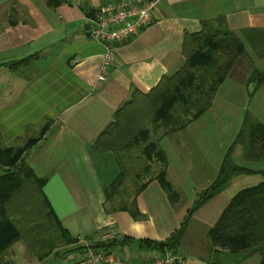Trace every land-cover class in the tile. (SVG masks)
I'll return each mask as SVG.
<instances>
[{
    "label": "crops",
    "instance_id": "crops-1",
    "mask_svg": "<svg viewBox=\"0 0 264 264\" xmlns=\"http://www.w3.org/2000/svg\"><path fill=\"white\" fill-rule=\"evenodd\" d=\"M47 1L0 2V147H21L36 139L26 150L25 161L38 177L46 178L43 192L69 234L98 242L113 226L118 240H131L118 248L124 251L122 257L133 264L146 262L157 252L140 247L137 241H163L176 230L195 193L215 179L231 146L227 147L228 140L233 143L245 113L255 119L261 117L252 108L261 87L249 97L252 86L245 85L255 67V56L239 57L219 86L208 109L219 110L211 113L213 119L199 118L184 130L160 139L159 147L167 160L166 178L176 194L173 202L151 179L152 175L143 174L142 146L116 155L96 152L94 142L113 122L117 109L131 99L134 89L147 93L163 76H171L181 68L184 34L199 32L203 21L219 17L236 34L264 29V0H160L151 26L116 47L115 62L103 82L97 81L103 48L85 38L87 17L97 6L121 0H61L54 7ZM254 45L256 49L260 46ZM34 54L38 57L20 70L6 66ZM124 117L130 118L128 112ZM191 143L199 149L196 162ZM105 166L111 172L117 166L126 172L121 193L113 197L111 204L105 202L103 190L110 182H101L97 172L105 171ZM153 166L154 172L157 166ZM237 177L190 219L178 248L183 264H217L207 233L231 199L233 194H228L227 188ZM143 183L147 185L135 198L139 212L135 220L114 204L129 201L135 188ZM77 220L80 226L76 234L72 223ZM58 253L38 260L19 241L0 255V264H61ZM244 257L224 251L217 256L225 264L260 262L258 255Z\"/></svg>",
    "mask_w": 264,
    "mask_h": 264
},
{
    "label": "trees",
    "instance_id": "trees-1",
    "mask_svg": "<svg viewBox=\"0 0 264 264\" xmlns=\"http://www.w3.org/2000/svg\"><path fill=\"white\" fill-rule=\"evenodd\" d=\"M60 2L47 1L52 7ZM259 37H264L263 31L255 38ZM251 44L256 55L264 58V45L256 49L254 42ZM181 54V68L171 76H163L147 93L142 94L134 89L131 99L117 109L113 122L94 142L96 152L111 151L116 155L125 149L142 146L143 174L152 175L151 179L159 183L172 202L176 200V194L166 178L167 160L159 147V141L168 134L184 130L211 107L217 89L239 57L245 54V46L239 36L226 27L225 19L219 17L203 21L199 32L184 34ZM37 57L34 54L6 66L11 70H20ZM263 84L264 70L253 68L245 82L247 88L253 87L248 96L252 97L253 92ZM127 112L131 119L124 117ZM35 141L34 138L28 140L21 147H0V255L21 241L38 260L58 255V252L62 259L68 249L77 243V238H73L62 226L48 202L43 192L46 178L38 177L25 161V152ZM237 145L242 147L245 161H264V123L246 112L241 129L229 147L215 179L206 189L195 193L191 207L179 227L163 241L138 240L140 247L158 254L170 251L178 255L187 225L195 212L224 191L231 179L240 175L259 174L262 178L260 183L242 189L231 197L209 229L207 237L213 251L212 258L217 264H225L217 258L221 251L231 256L244 255V258L258 255L259 264H264V170L254 171L235 164L232 153ZM154 164L157 169L153 172ZM125 178L126 172L121 171L103 188L105 202L111 204L113 197L120 195ZM146 185L143 183L136 187L129 201L114 204L117 210L126 211L136 220L139 212L135 198ZM129 242L131 240L128 238H115L90 243L95 250L114 253L115 248Z\"/></svg>",
    "mask_w": 264,
    "mask_h": 264
},
{
    "label": "built area",
    "instance_id": "built-area-1",
    "mask_svg": "<svg viewBox=\"0 0 264 264\" xmlns=\"http://www.w3.org/2000/svg\"><path fill=\"white\" fill-rule=\"evenodd\" d=\"M160 0H121L97 6L88 15L84 36L103 48L97 81L106 79L109 67L115 62V49L138 33L146 30L154 21V11ZM101 241L115 239L113 226ZM86 238H77V243L61 259V264H132L129 260L110 252L95 250ZM184 259L170 251L156 253L142 264H183Z\"/></svg>",
    "mask_w": 264,
    "mask_h": 264
},
{
    "label": "rangeland",
    "instance_id": "rangeland-1",
    "mask_svg": "<svg viewBox=\"0 0 264 264\" xmlns=\"http://www.w3.org/2000/svg\"><path fill=\"white\" fill-rule=\"evenodd\" d=\"M1 1L2 0H0V2ZM262 31L264 33V29H246L243 31L241 30V32L239 34H237L239 36V38L243 41V44L245 46V54L244 55L247 54L252 59H254V56H255V59H254V61H255L254 66L255 67L254 68H256L258 70H264V58L263 57L257 58V56L253 53V45L251 44L250 41L254 42V44H257V45H261V44L264 45V37H259V39H255L256 35L260 34V32L262 33ZM247 35L250 38L244 37ZM25 74L26 75L28 74V70H27V72H25ZM252 90H253V88L251 87L249 91L252 92ZM253 102L254 103H253L252 108H256L258 110V112L261 114V117H258L256 120L258 122L264 123V85L261 86V88L257 91L256 98L253 100ZM247 110L250 112V108H248ZM213 112L219 113V110H215L214 108L211 110H208L205 112V114H203L200 117V119H202V121H204V119H213V117L211 116V113H213ZM240 129L241 128H239V130ZM237 130H238V128L236 129V131H233L230 133V138H232L234 136V134L237 132ZM228 134H229V130L227 129V130H225V140L228 139ZM231 144L232 143H230V141L228 140L227 147H229ZM183 146H184V143H183ZM181 150L183 153L187 152V150H183V149H181ZM190 150L192 151V155L195 156L194 162L199 160L200 153L198 154V151H199L198 146L195 143H191L190 144ZM202 156H203V154H202ZM232 160L235 164H237L240 167H247V168H251V169H264V161L258 162V163H251V162L245 161L243 158V149L241 146H238V145L233 150ZM153 167L155 168V164ZM97 172L101 178V182H103V183L110 182L111 183V181H112L111 177L112 178H114L115 176L117 177V175L121 171L119 169V166L116 167V170L114 172L110 171L109 166H105V171H99V169H97ZM261 180H262V178L259 174L241 175V176L237 177V179L233 180L231 186H229L227 188V193L228 194L231 193L234 195L239 190H242V189L247 188V187L255 186ZM72 224H73L72 226L74 228V231L76 232L78 227L80 226V222L77 220V221H74ZM71 233H73V232L71 231ZM76 234H77V232H76ZM114 252L119 253L118 255L121 258H124V257H122V255L124 253V251L122 249L119 250L118 248H115ZM130 260H132V256H130Z\"/></svg>",
    "mask_w": 264,
    "mask_h": 264
}]
</instances>
